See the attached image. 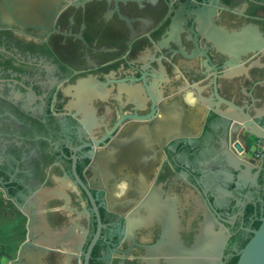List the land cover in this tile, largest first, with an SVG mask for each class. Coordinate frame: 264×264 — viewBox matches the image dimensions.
<instances>
[{
    "label": "flooded vegetation",
    "instance_id": "af4514ba",
    "mask_svg": "<svg viewBox=\"0 0 264 264\" xmlns=\"http://www.w3.org/2000/svg\"><path fill=\"white\" fill-rule=\"evenodd\" d=\"M61 46L55 23L43 42L2 33L0 101L98 172L102 213L119 223L109 264L180 259L170 255V238L174 246L194 242L203 202L229 234L221 264H232L264 212V139L209 108L251 117L264 129V21L213 10L197 20L195 9L171 10L154 35L128 43V55L76 70L64 64ZM189 89L199 96L193 109L183 102ZM170 105L179 136L155 143V131H167ZM192 113L198 124L180 126ZM235 143L248 168H235ZM122 180L129 191L118 199L113 193Z\"/></svg>",
    "mask_w": 264,
    "mask_h": 264
},
{
    "label": "water",
    "instance_id": "95a60500",
    "mask_svg": "<svg viewBox=\"0 0 264 264\" xmlns=\"http://www.w3.org/2000/svg\"><path fill=\"white\" fill-rule=\"evenodd\" d=\"M193 9L197 20L213 10L264 21V0H0V35L43 42L55 23L61 49H67L64 64L76 70L128 55V43L154 35L163 14ZM213 92L222 99L218 87ZM209 110L264 139V129L253 118ZM163 115L166 133H154L159 144L179 136L171 105ZM234 147L241 159L235 168H248L242 147ZM202 208L205 216L191 245L176 239L174 246L170 238V255L180 256L171 264H221L229 234L204 202ZM258 221L232 264H264V212ZM118 225L102 213L98 172L54 143L20 108L0 101V264H109L118 246Z\"/></svg>",
    "mask_w": 264,
    "mask_h": 264
},
{
    "label": "clouds",
    "instance_id": "9594fccd",
    "mask_svg": "<svg viewBox=\"0 0 264 264\" xmlns=\"http://www.w3.org/2000/svg\"><path fill=\"white\" fill-rule=\"evenodd\" d=\"M176 72V78L179 79L182 74L179 73V69H177ZM183 102L189 109L196 108L199 103V96L194 90H186L183 94ZM115 187L116 190L113 195L118 199L125 197L129 191V184L127 180L120 181Z\"/></svg>",
    "mask_w": 264,
    "mask_h": 264
},
{
    "label": "bare ground",
    "instance_id": "6f19581e",
    "mask_svg": "<svg viewBox=\"0 0 264 264\" xmlns=\"http://www.w3.org/2000/svg\"><path fill=\"white\" fill-rule=\"evenodd\" d=\"M187 118H188V119H187V122H186V124H185V128L190 129V128L192 127V125H194L195 123L198 122L197 116L194 115L193 113H192L191 115H189ZM197 124H198V123H197ZM193 129H194V128H192V130H193Z\"/></svg>",
    "mask_w": 264,
    "mask_h": 264
}]
</instances>
